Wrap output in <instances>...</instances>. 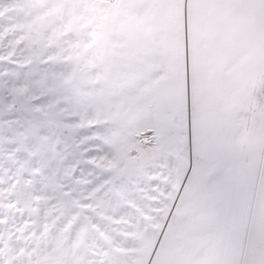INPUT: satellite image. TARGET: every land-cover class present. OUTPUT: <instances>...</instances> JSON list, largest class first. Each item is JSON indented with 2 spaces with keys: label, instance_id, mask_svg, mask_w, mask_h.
<instances>
[{
  "label": "snow or ice",
  "instance_id": "6c2138e0",
  "mask_svg": "<svg viewBox=\"0 0 264 264\" xmlns=\"http://www.w3.org/2000/svg\"><path fill=\"white\" fill-rule=\"evenodd\" d=\"M24 11L26 28L21 35H36L43 29L42 46L48 51L34 62L21 63L15 55L5 57L7 40L0 41V164L31 159L25 178L41 181L56 167L54 147L70 153L63 162L75 165L86 191L73 193L78 205L105 201L115 205L112 218L124 234L134 233L146 247L141 264H264V148L249 162L243 157L241 134L247 117L254 113L234 111L232 100L237 84L256 88L258 81L231 71L241 49L254 52L258 63L259 87L264 90V0H16ZM182 6L185 16V89L177 102L171 80V48L152 31L158 8ZM218 17L215 28L201 37L205 70L214 80L197 99V64L189 62L188 25L193 8ZM57 41L52 44V39ZM95 41L96 57L110 61L117 79L137 81L146 90L148 115L135 125L116 121L82 129L74 141L54 136L40 125L30 110L8 107L19 90L56 67L57 53ZM23 44V41L21 42ZM16 73L15 79L7 70ZM7 83V87L2 86ZM155 105L153 107L152 105ZM264 133V130H262ZM264 144V134H262ZM131 144L139 147L137 162L126 167H104L115 161ZM67 146V147H65ZM133 155L136 152L133 151ZM59 178V173L57 174ZM8 186L0 184V192ZM23 187V183H21ZM64 189L70 185L63 184ZM33 195H39L38 192ZM63 199L64 193H58ZM0 195V264H33L30 247L21 243L31 222L30 197L22 195L5 213ZM29 208L28 215L24 208ZM64 216L62 224L72 217ZM19 213V215H17ZM123 239V235L118 237ZM129 240L127 246H134ZM217 256L209 261L208 254ZM104 259L96 253L95 264H136L134 256Z\"/></svg>",
  "mask_w": 264,
  "mask_h": 264
},
{
  "label": "rangeland",
  "instance_id": "374dc122",
  "mask_svg": "<svg viewBox=\"0 0 264 264\" xmlns=\"http://www.w3.org/2000/svg\"><path fill=\"white\" fill-rule=\"evenodd\" d=\"M25 13L16 0H0V41L7 40L3 53L5 57L15 55L20 62H34L48 49L42 46L45 39L43 29L36 35L28 36L20 33L26 28ZM218 23V17L210 16L205 10L195 7L192 10L188 25L189 62L195 59L197 64V99L205 96L214 80L212 70H205V58L201 51V37L210 33ZM152 31L165 42L172 51L173 68L171 80L177 102H182L185 89V16L182 6L170 8L160 7L155 12ZM23 41V44L21 42ZM52 44H56L55 38ZM95 41L80 44L71 49L67 56L59 53L53 58L56 66L49 69L40 80L23 86L8 107L30 110L40 118V125L47 129L48 136H54V146L62 139L74 141L82 129L97 123L121 121L128 125L148 115L145 95L146 90H138L136 80L117 79L112 63L102 57H96ZM231 71L240 72L242 76L258 81L256 88L244 89L239 83L232 100L234 111L247 110L250 105L255 111L247 117V128L240 137L243 146L242 155L249 162L255 161L264 144V90L259 87V67L254 59V52L241 49L238 59L231 64ZM7 75L15 79L16 73L7 70ZM2 86L7 87L5 82ZM155 107V105H152ZM67 147V146H65ZM57 163L55 169L46 174L42 182L25 178L27 172L39 174L41 167L31 168V159L22 161L23 167L15 160L0 164V184L8 186L0 195L4 197L5 213L15 211L10 204L22 195L33 201L31 206V222L26 224L28 234L21 243L30 247L28 255L35 257L33 264H95L97 252L103 253L104 259L134 256L136 264L146 260V247L142 238L134 233L124 234L112 218L115 205L105 201L104 209L97 204L83 205L77 211L71 209L78 205V197L72 201L66 199L73 193L91 196L86 191L87 173L83 178L73 175L75 165H67L61 171L63 162L70 153L55 148ZM133 151L136 155H133ZM139 147L131 144L128 150L119 153L115 161L104 167H115L123 162L126 167L137 162L141 155ZM59 173V178L58 174ZM23 183V187H21ZM63 184L70 185L64 189ZM64 193L63 199H57L59 192ZM38 192L39 195H33ZM28 215L29 208H24ZM71 212V219L62 224L64 216ZM19 215V213H17ZM123 235V239H118ZM129 240L135 241L134 246H125ZM209 261L217 259L216 255L208 254Z\"/></svg>",
  "mask_w": 264,
  "mask_h": 264
}]
</instances>
